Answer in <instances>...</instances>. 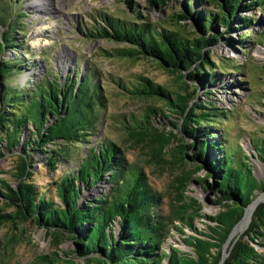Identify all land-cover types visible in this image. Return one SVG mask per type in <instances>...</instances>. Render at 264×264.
Returning <instances> with one entry per match:
<instances>
[{"label":"trees","instance_id":"trees-1","mask_svg":"<svg viewBox=\"0 0 264 264\" xmlns=\"http://www.w3.org/2000/svg\"><path fill=\"white\" fill-rule=\"evenodd\" d=\"M167 1L148 0L155 8ZM127 3L131 7V1ZM197 4L206 6L194 9L193 0H185L184 10L174 17L178 24L191 20L196 25L191 33L150 23L141 15L138 19L142 20L137 21L135 17L122 19L105 14L100 15L101 24L84 26L82 31L87 38L124 45L115 47L110 52L112 56L153 60L177 76L179 90L151 82L144 75L137 76V82L129 87L116 82L121 90L136 98L162 101L181 118V123H173L175 129L181 126L184 137L180 143L173 130L161 132L152 125L153 114H160L161 110L153 104H146L141 116H132L125 126L132 141L148 146L160 165L188 166L179 179L181 203L167 215L159 210L162 198L148 181L144 168L128 162L114 142L103 139L89 146L76 169H64L71 156L70 147L88 143V136L98 130L104 103L101 87L92 71L78 76V70L64 80L51 75L33 82L27 80L23 86L14 82L26 66L18 59L3 58L4 52L13 49L15 30L25 27L15 19L20 10L13 12L9 2L0 6V25L7 27L0 35V142L5 141L0 145V157L4 156L3 148L11 151L21 143L28 130L21 144L23 154L17 157L13 173L18 186L11 188L9 182L0 180L5 203L9 201L16 207L9 212L0 208V225L31 222L45 228L52 245L64 239L72 240L74 245L73 250L64 252L65 258L55 250L36 255L28 264H219L229 234L232 248L221 264H264V250L254 245L257 240L264 247V197H257L264 192V178L255 174L252 165L256 157L264 166V138L253 140L252 155L245 154L239 145L224 144V134L214 135L212 130L219 128L230 113L218 108L210 97L212 93L204 92L203 100L196 96L218 74L212 56L219 41L233 44L224 35L232 29L250 28L255 21L249 16L239 17V13L263 7L264 0H197ZM238 22L236 29L233 24ZM245 36L241 34L237 39L241 50L247 42ZM254 39L264 44V25ZM219 65L221 74L227 65ZM188 148L191 155L186 152ZM167 152L173 153L170 159L164 158ZM37 160L49 174L60 166L64 170L56 178L50 177V184L41 191L30 181L36 176ZM203 163H207L210 173L205 178L198 176L197 181L214 190L220 210L205 216L212 223L201 232L192 224L201 204L192 197L187 201L184 193ZM207 178L212 181L207 182ZM98 183L107 185L105 193L81 202L82 189H91ZM175 220L184 225L181 234H185V227L192 231L182 238L187 251L172 245L162 249Z\"/></svg>","mask_w":264,"mask_h":264},{"label":"rangeland","instance_id":"rangeland-1","mask_svg":"<svg viewBox=\"0 0 264 264\" xmlns=\"http://www.w3.org/2000/svg\"><path fill=\"white\" fill-rule=\"evenodd\" d=\"M127 1L129 0H0V6L9 2L13 12L20 10V15L17 14L15 19L18 25L25 27V30L21 28L15 30L13 49L5 51L3 58L18 59L22 66H26V70L20 71L13 79L21 86L27 80L33 82L51 75H58L64 80L76 70H78V76L92 71L104 95L102 116L98 122V130L94 135L88 136V143L70 147L71 156L65 163L64 169H76L78 160L89 146L96 145L103 139L114 142L118 144L128 162L139 164L144 168L148 181L162 198L159 210L167 215L172 207L181 203L178 201L180 198L177 191L179 179L188 166L160 165L152 156L148 146L132 141L125 126L129 124L132 116L134 118L141 116L146 104H153L161 110L158 111L160 114H153L152 125L161 132L173 130L177 143H180V138L184 137L181 126L175 129L173 123H181V118L176 113H172L173 110L166 108L162 101L151 102L136 98L127 91L121 90L116 82L120 81L129 87L131 83L137 82V76L144 75L151 82L162 84L171 90H179L177 76L163 70L153 60L112 56L110 52L115 47L124 45L107 41V39L93 40L85 37L82 31L84 26L101 24L100 15L104 14L122 19L135 17L137 21L142 20L138 19L141 15V18L150 23L175 26L185 33L194 32L196 25L191 20L174 23L175 14H180L184 10L185 0H169L161 8L150 6L148 0H130L131 7H128ZM193 5L194 9H202L206 6V4L198 5L197 0H193ZM244 16L254 18L255 21L250 28L242 27L238 31L232 29L229 34L224 35L225 38H231L234 41L233 44H227L224 39L219 41L212 56L214 71L218 74L212 78L213 83L206 88L201 87L196 92V96L202 97L200 100H203L204 97L201 95L204 92H210L212 93L210 97L217 103L218 108L227 109L230 113L219 128H213L212 133L214 135L223 133L224 144L239 145L245 154L252 155L255 150L252 146L253 140L258 137L264 138V44L254 39L264 25V6L239 13V17ZM238 25H240L239 22L233 24L234 28ZM6 29L5 25H0L1 36ZM218 29L221 32L225 31L221 27ZM241 34L247 35L245 36L247 42L243 44L242 50L237 43ZM222 63H225L227 67L220 74L219 64ZM189 83L191 90L194 89L193 83ZM27 133L28 130H25L21 143L13 150L7 151L3 148L4 156L0 157V180L9 182L11 188L18 186L13 173L16 171L17 157L23 154L21 144L27 138ZM187 141L191 142L189 138ZM4 143L0 142V145ZM186 152L189 155L192 154L189 148ZM171 155H173L172 152H167L164 158L170 159ZM38 156L43 158V155ZM175 156L177 157V153ZM41 163L39 160L35 162L36 176L30 180L39 191L47 188L51 182L50 177L56 178L64 172L60 166L56 172L49 174L40 166ZM252 163L255 174L259 178H264L263 163L256 157L253 158ZM203 167L206 169L190 179L187 191L184 193V199L187 201L189 197H192L201 204L198 216L192 220L193 226L201 232L206 230V225L212 223L205 216L216 214L220 210L219 205L216 204L214 190H210L206 184L197 181L198 176L205 178L210 173L207 163H203ZM206 181L211 182L212 178H207ZM106 190L107 185L102 183H98L91 189L84 188L81 192V202L91 200L105 193ZM257 197L263 198L264 192ZM53 199L58 201L56 197ZM5 202L0 194V208L3 211L9 212L16 208L11 202ZM261 203H264V200ZM170 226L171 231L162 249H168L172 245L181 250H189L182 238L192 231L185 227V234H181L180 229L184 225L176 220ZM245 231L242 233L244 234ZM51 243L52 238L45 228L33 225L31 222L0 225V264H28L36 255L51 254L55 250L60 257L65 258L64 252L74 248L73 241L68 239L60 241L55 246ZM257 243L254 244L257 249L264 250V247ZM231 248L232 245L227 243L224 251L227 253L225 258Z\"/></svg>","mask_w":264,"mask_h":264},{"label":"water","instance_id":"water-1","mask_svg":"<svg viewBox=\"0 0 264 264\" xmlns=\"http://www.w3.org/2000/svg\"><path fill=\"white\" fill-rule=\"evenodd\" d=\"M206 168L205 167H202L200 170H199V172L200 171H203V170H205ZM209 175V174H208ZM208 175H206V176H208ZM211 190V189H210ZM255 200V199H254ZM253 200V201H254ZM252 201V202H253ZM250 206V205H249ZM248 206V207H249ZM247 208V207H246ZM246 208H245V210H246ZM245 210H244V213H245ZM236 225V224H235ZM235 225H234V227H235ZM234 227H233V229H234ZM233 229H232V231H233ZM232 233V232H231ZM229 236H230V234H229ZM229 236L227 237V240H226V242H225V245H224V248L222 249V260H221V262H219V264H221L222 262H223V260L225 259V254H224V251H225V248H226V244H227V242H228V239H229ZM227 254V253H226ZM77 260H79V261H82V259L81 258H78Z\"/></svg>","mask_w":264,"mask_h":264},{"label":"bare ground","instance_id":"bare-ground-1","mask_svg":"<svg viewBox=\"0 0 264 264\" xmlns=\"http://www.w3.org/2000/svg\"><path fill=\"white\" fill-rule=\"evenodd\" d=\"M229 237H230V236H229ZM228 242H229V239H228ZM228 242H227V243H228ZM225 253H226V252H224V254H225Z\"/></svg>","mask_w":264,"mask_h":264}]
</instances>
